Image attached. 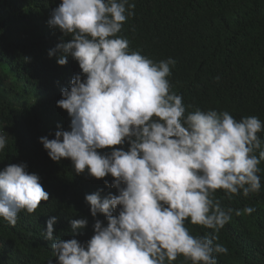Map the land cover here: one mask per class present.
Here are the masks:
<instances>
[{
  "label": "clouds",
  "instance_id": "obj_1",
  "mask_svg": "<svg viewBox=\"0 0 264 264\" xmlns=\"http://www.w3.org/2000/svg\"><path fill=\"white\" fill-rule=\"evenodd\" d=\"M134 8L128 0H62L51 12L49 26L70 39L62 38L49 56L59 52L61 66L71 56L82 75L57 101L70 117V130L40 142L54 162L70 159L78 175L86 170L97 180L111 175L109 187L118 194L102 197L100 189L85 196L91 215L107 220V226L95 221L86 244L54 238L55 216L44 237L54 241L55 264H173L181 256L191 264H217L215 254L228 253L216 243L218 234L233 211L255 209L225 210L215 193L222 190L228 198L259 193L264 122L256 116L237 120L227 111L188 112L168 79L175 61L131 51L129 40L118 35ZM6 145L7 137L0 135V152ZM103 149L111 151L102 154ZM49 199L39 175L25 163L0 170V217L11 226L21 211L33 214ZM188 222L213 232L193 235ZM70 224L75 235L88 221Z\"/></svg>",
  "mask_w": 264,
  "mask_h": 264
},
{
  "label": "trees",
  "instance_id": "obj_2",
  "mask_svg": "<svg viewBox=\"0 0 264 264\" xmlns=\"http://www.w3.org/2000/svg\"><path fill=\"white\" fill-rule=\"evenodd\" d=\"M61 2L0 0V135L7 137L0 152V170L25 163L50 194L35 213L21 211L14 227L0 217V264H49L50 260L55 264L54 241L44 237L47 221L58 217L54 238H75L86 244L94 235L95 221L107 226V220L99 213L91 215L85 196L100 189L102 197L118 194L109 187L111 175L101 180L87 170L78 175L70 159L54 162L40 142L41 137L54 139L58 130H70V117L57 101L62 89L69 88L77 74L82 75L71 56L64 66L57 63L59 52L49 56L62 38L64 42L70 39L48 24L52 10ZM128 3L135 4L134 15L118 35L129 40L131 51L175 61L168 79L188 112L227 111L237 120L256 116L264 122V0ZM259 136L264 149V131ZM122 147L127 151L129 145ZM100 151L109 154L111 150ZM259 167V193L245 197L241 192L231 198L222 190L215 193L225 210L255 209L242 215L233 211L218 234L216 243L227 247L228 253L215 254L217 264H264V161ZM81 218L88 225L74 235L70 221ZM187 227L196 236L213 232L190 222ZM173 264L191 262L181 256Z\"/></svg>",
  "mask_w": 264,
  "mask_h": 264
},
{
  "label": "bare ground",
  "instance_id": "obj_3",
  "mask_svg": "<svg viewBox=\"0 0 264 264\" xmlns=\"http://www.w3.org/2000/svg\"><path fill=\"white\" fill-rule=\"evenodd\" d=\"M182 1V0H181ZM181 10V9H180ZM220 21V20H219ZM191 24H192V22H191ZM162 28V27H161ZM175 28V27H174ZM176 32V31H175ZM226 35V34H225ZM232 38V37H231ZM150 41V40H149ZM229 44V43H228ZM147 54V53H146ZM151 54V53H150ZM144 55H145V53H144ZM159 55V54H158ZM149 57V56H148ZM201 57V56H200ZM200 63V62H199ZM196 67V66H195ZM57 88V87H56ZM70 88V87H69Z\"/></svg>",
  "mask_w": 264,
  "mask_h": 264
}]
</instances>
